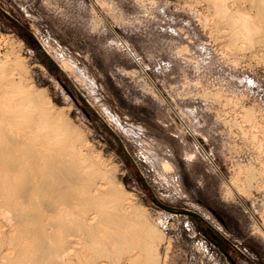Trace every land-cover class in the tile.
Listing matches in <instances>:
<instances>
[{
	"label": "rangeland",
	"instance_id": "374dc122",
	"mask_svg": "<svg viewBox=\"0 0 264 264\" xmlns=\"http://www.w3.org/2000/svg\"><path fill=\"white\" fill-rule=\"evenodd\" d=\"M9 81L154 240L126 220L49 226L41 242L8 190L0 264H144L148 251L157 264H232L224 251L264 264V0H0V89Z\"/></svg>",
	"mask_w": 264,
	"mask_h": 264
},
{
	"label": "bare ground",
	"instance_id": "6f19581e",
	"mask_svg": "<svg viewBox=\"0 0 264 264\" xmlns=\"http://www.w3.org/2000/svg\"><path fill=\"white\" fill-rule=\"evenodd\" d=\"M12 83L14 81H9L0 89V197L9 190L13 195L9 192V197L11 196L12 199L16 197L25 206H31L34 209L33 213L29 211L30 213L26 214H31L32 219L41 224V231L44 233L45 230L48 231L46 228H50L49 226L51 228L58 226L61 230L74 233L73 228L88 231L87 228L96 227L100 223L103 225L105 222L117 227L120 224L124 226L125 223L127 226L126 220L144 221L140 219L138 212L122 213L124 209L122 204L116 205L105 201L107 197L118 198L122 193L103 173L100 175L92 171L93 165L87 163L82 153L76 152L73 148L69 149L63 144L62 132L60 133L59 130L61 126L57 125L56 118L41 108V100L24 92L25 90L20 91L19 95L12 94L9 91ZM110 208L111 211L115 209L120 212H107ZM20 211L21 214L26 212L22 209L18 213ZM26 214H23L24 219L21 220H25L28 216ZM122 226L120 227L123 228ZM147 226L144 223V232L148 233L146 237L154 240V230L148 226L150 230ZM94 227H92L94 231L98 230ZM135 232L138 233L136 230ZM33 233L37 234V231L34 230ZM47 233L41 236V242L43 238H49ZM140 233L143 234L141 240L145 239L143 238L145 233ZM145 241L141 244L144 245L141 249L148 251L150 247L146 246L145 249ZM147 244L149 245V242ZM146 255L144 264L158 263L154 256H150L149 251ZM39 259L42 260L43 257ZM41 263L43 264L40 261L39 264Z\"/></svg>",
	"mask_w": 264,
	"mask_h": 264
},
{
	"label": "water",
	"instance_id": "95a60500",
	"mask_svg": "<svg viewBox=\"0 0 264 264\" xmlns=\"http://www.w3.org/2000/svg\"><path fill=\"white\" fill-rule=\"evenodd\" d=\"M41 52H43V50ZM165 209H168V208L165 207ZM179 213L184 214V215H189V216H192V217H196L195 213L192 212V211H189V210H181ZM208 232L213 236V238L217 241V243L221 247L222 240L217 236V234L214 232V230L209 228ZM224 254L229 258V260L232 262V264H236V262L230 257V255L226 251H224Z\"/></svg>",
	"mask_w": 264,
	"mask_h": 264
}]
</instances>
